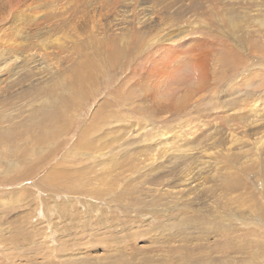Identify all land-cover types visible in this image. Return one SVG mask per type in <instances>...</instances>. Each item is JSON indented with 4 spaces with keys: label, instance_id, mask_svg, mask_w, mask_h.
<instances>
[{
    "label": "rangeland",
    "instance_id": "rangeland-1",
    "mask_svg": "<svg viewBox=\"0 0 264 264\" xmlns=\"http://www.w3.org/2000/svg\"><path fill=\"white\" fill-rule=\"evenodd\" d=\"M15 1L31 66L0 82V264H264V0Z\"/></svg>",
    "mask_w": 264,
    "mask_h": 264
},
{
    "label": "bare ground",
    "instance_id": "bare-ground-1",
    "mask_svg": "<svg viewBox=\"0 0 264 264\" xmlns=\"http://www.w3.org/2000/svg\"><path fill=\"white\" fill-rule=\"evenodd\" d=\"M34 1H36V0H34ZM27 2H28L27 0H16L14 3L15 4L21 3L19 5V8H22V10H23L24 6H30L27 4ZM5 3H6V0H2L0 2V4H2L0 6V21H2L4 18L9 19V21H8V23H6V25L9 24V26H11V29H12V31H11L12 35L11 36H14L16 42L14 40H9L10 42H8L7 45H0V82H2L6 78L9 79L11 76L10 74H12V73H13V75L17 74L19 71V67L22 68L23 66H25V62H27L28 66H31V65H29L31 57L28 58L27 56H25L22 59H20L21 42L25 41L24 38L28 37L27 30L29 27L27 26V23L23 24L21 27L19 26L20 16L24 15V17L30 18L29 17L30 14H29V12L28 13L26 12L24 14L16 15V13H15L16 11L15 12L10 11L12 7H9L8 4L5 5ZM7 3H8V1H7ZM30 8L31 7H28V9H30ZM147 10H150V9H147ZM18 13H20V12H18ZM153 18H154V16H152L151 13L149 12V13L144 14V15H141V14H138L136 16L134 15L133 17L131 16V18L123 17L117 21H115L116 20L115 19L112 21V24L110 25V30L116 31V32L120 31L121 33H124V35H133L136 32H140V31H143L144 29L151 28L154 25ZM15 20H16V23H15ZM12 24H14L13 27H12ZM0 31H5V28L4 27L2 29L0 28ZM165 37L166 38H164V39L159 38V42H161L162 39H163V41H169V40L172 41L171 37H169L167 35ZM159 42H158V40H156V43H159ZM14 44H16V46H13ZM32 68H33V66H32ZM22 70H24V69H22ZM32 70L34 71V69H32ZM48 70H49V68H48ZM48 70H45L43 75L41 73H36V75H41L39 78H37V80L43 81L46 77L49 76L50 73H53V71L49 70V74H48ZM28 73H29V70L27 71V73L20 74L18 77H14L13 79L11 78L9 80L11 83L2 87V92L4 93V95L13 91L14 90L13 88H15L17 90V89H21V88H26L27 86L29 87L31 85L30 83L32 81V78H31L32 75H29ZM32 73H34V72H32ZM1 77H2V79H1ZM196 88H197V86H196ZM192 93H195V91H192ZM170 105H171V103L169 105L165 106V108L171 109ZM259 109H260L259 107H256V106L253 107L254 113L255 112L257 113V111H259ZM211 124H212V120L206 121V119L204 121H202V123H201V125H205V126H209ZM212 127H213V125H212ZM191 148L192 147L188 148L189 151ZM202 161H204V160H202ZM201 164H203V163H201ZM199 172H202L201 169L197 173H199ZM184 173H185V175L182 178H180V179H183L182 182H180V184L185 182L183 185H185L187 187L189 186L188 191H191V190H192V192L197 191L198 189L201 188V186H203V182L205 180L207 181V179H203V177H201V175L196 176L197 173H193V167L189 166V169H185Z\"/></svg>",
    "mask_w": 264,
    "mask_h": 264
}]
</instances>
